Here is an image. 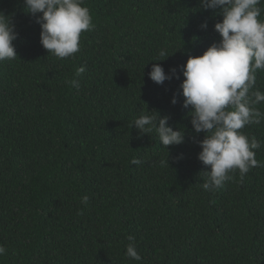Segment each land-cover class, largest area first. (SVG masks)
<instances>
[{"label":"trees","instance_id":"16d2710c","mask_svg":"<svg viewBox=\"0 0 264 264\" xmlns=\"http://www.w3.org/2000/svg\"><path fill=\"white\" fill-rule=\"evenodd\" d=\"M84 6L94 28L60 59L41 45L24 0H0L19 33L17 58L0 62V264H264V120L241 130L261 142L258 166L212 192L198 159L205 134L183 107V66L221 40L219 10L200 0ZM258 7L264 20V0ZM154 63L175 69L172 79L154 83ZM256 76L250 91L264 93V70ZM255 107L264 113V102ZM142 114L170 117L185 143L167 149L155 129L140 134ZM129 236L140 261L126 255Z\"/></svg>","mask_w":264,"mask_h":264},{"label":"clouds","instance_id":"9594fccd","mask_svg":"<svg viewBox=\"0 0 264 264\" xmlns=\"http://www.w3.org/2000/svg\"><path fill=\"white\" fill-rule=\"evenodd\" d=\"M24 3L25 11L36 17L41 26V45L60 59L79 52L81 34L94 28L85 0H24ZM200 3L204 10L218 9L216 14L223 16L222 22L214 26L221 40L214 42L203 55L188 58L182 69L185 79L180 88L183 107L192 109L189 115L194 133L205 134L202 140L196 141L202 149L198 153L199 161L210 167V171L204 172L206 179L202 187L215 192L233 178L230 172L238 169L242 182L245 174L259 163L254 150L261 147V142L255 137L249 139L241 130L264 120V113L255 107L264 102V93L259 89L250 91L256 86L257 70H264V20L258 19L261 0H200ZM201 27L206 29L207 22ZM18 36L12 20L0 13V62L17 58L14 41ZM158 55L169 56L163 49ZM85 71V67L78 68L76 76ZM173 74L175 69L166 73L159 63H154L148 76L154 83L163 85ZM68 83L79 88L76 79ZM177 102L174 96L171 103ZM169 119L159 115L157 120L154 115L142 114L134 119L132 126L142 135L155 129L161 144L168 149L185 143L187 135L181 128L173 130ZM131 163L139 165L141 161L134 158ZM88 201L87 195L81 198L85 206ZM78 214L82 215L83 210ZM134 239L128 237L131 243L127 245L126 255L140 261L142 257ZM6 251L0 245V255Z\"/></svg>","mask_w":264,"mask_h":264}]
</instances>
